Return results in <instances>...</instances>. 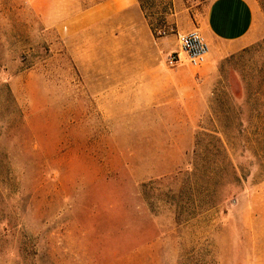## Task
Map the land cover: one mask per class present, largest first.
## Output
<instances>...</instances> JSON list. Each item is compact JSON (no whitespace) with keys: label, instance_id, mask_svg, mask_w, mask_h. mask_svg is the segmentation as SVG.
<instances>
[{"label":"rangeland","instance_id":"obj_1","mask_svg":"<svg viewBox=\"0 0 264 264\" xmlns=\"http://www.w3.org/2000/svg\"><path fill=\"white\" fill-rule=\"evenodd\" d=\"M102 1L0 0V264H264V0L200 68L167 59L212 0L69 37Z\"/></svg>","mask_w":264,"mask_h":264},{"label":"crops","instance_id":"obj_2","mask_svg":"<svg viewBox=\"0 0 264 264\" xmlns=\"http://www.w3.org/2000/svg\"><path fill=\"white\" fill-rule=\"evenodd\" d=\"M255 23V8L249 0H212L200 25L189 30L197 29L206 37L211 46L210 57L214 58L218 43L245 44ZM67 24L69 37L88 36L104 27L114 34L117 43L123 38L130 41L136 33L148 38L152 35L138 11V0H104L79 12Z\"/></svg>","mask_w":264,"mask_h":264},{"label":"built area","instance_id":"obj_3","mask_svg":"<svg viewBox=\"0 0 264 264\" xmlns=\"http://www.w3.org/2000/svg\"><path fill=\"white\" fill-rule=\"evenodd\" d=\"M178 44L180 52L171 54L167 59L170 67L188 64L191 67L200 68L208 62L211 46L199 30H192L181 35ZM182 54L185 56L184 60H182Z\"/></svg>","mask_w":264,"mask_h":264}]
</instances>
